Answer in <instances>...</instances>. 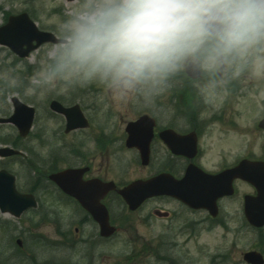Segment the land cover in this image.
<instances>
[{
  "label": "rangeland",
  "instance_id": "374dc122",
  "mask_svg": "<svg viewBox=\"0 0 264 264\" xmlns=\"http://www.w3.org/2000/svg\"><path fill=\"white\" fill-rule=\"evenodd\" d=\"M83 3L84 0H0V26L3 25L6 14L29 11L34 16V21L39 29L53 33L63 21L69 18V13L79 9ZM46 51L47 49L41 46L33 51L27 59L19 61L8 49L0 47V117L4 112L11 113L9 98L15 95L37 110L31 135L25 142L26 145L32 146L36 150L38 153L36 158L40 157L45 160L46 164L52 165L55 169H61L68 164L66 162L73 161V155L82 154L93 167V175L97 174L96 170L100 168L102 172L109 170L110 176L114 175V179L117 181L136 179L143 170L136 162L134 153L126 150L123 146L124 124L136 116L137 112L160 111L161 108L157 107V103L164 106L166 110H170L172 107L169 108L168 96L171 95L172 88L175 86L179 89L182 87V82L185 81L184 75L180 74L183 66L164 77L149 79L131 87L94 81L85 84H72L69 88L64 89L61 83L56 88L45 87L37 89L36 94H32L29 89L34 86L33 77L39 78V73L46 66ZM208 71L205 72L207 77L202 83L196 85L199 89H202L207 79H211L215 73V70L211 72L210 68ZM263 73L264 50L261 51V56H257L253 69V74L257 78L263 77L260 75ZM254 76L251 75V79ZM257 78H254L251 87L247 88L244 101L235 107L237 111L241 112L243 127L241 130L236 128L233 134L236 133L239 138L240 142L237 141L236 143L237 146L241 143L244 156H261L264 145V133L258 131L256 127L258 119L264 112L263 95L256 88ZM206 91L210 92L204 96L207 103L205 111L218 110L221 106L220 98L214 97L211 87L206 88ZM48 98H58L65 105L79 104L89 119L90 127L87 130L63 134V120L58 116L48 114ZM237 101L236 103H238ZM257 103H259V108L256 107ZM235 118L237 119V117ZM212 125L213 130L220 126L218 122ZM15 133V129L11 126H0V136L12 137ZM101 134H111V136L108 138L101 136ZM226 143L221 148L220 146L211 149L205 147L209 162L220 159V156H224L231 149L227 146L233 147L234 145ZM2 144L0 143V146ZM100 144L104 145L100 147ZM69 150L74 152L70 156L68 155ZM23 153L22 159L26 163L29 161V156L27 153ZM232 153L233 155L240 153V148L235 147ZM0 161L6 169L17 175L18 183L25 184L24 168L8 159ZM122 174L125 176H119ZM246 193L251 194V188L241 185L236 198L222 203V216L227 223L226 227L214 228L202 223L195 233V238L187 242L185 246L176 249V253L187 252L184 253L183 257H191L195 264H209V258L217 254H225L227 259L224 264H243L242 253L255 249L257 239L256 233L251 228L244 226L241 219L242 198L240 194ZM38 197L42 206L40 208L43 209L42 216H39L40 212L37 210L36 212L25 213L19 221L14 220L12 222L13 219L11 220L9 216L1 214L0 219L14 223L16 233L21 234L22 232L23 238L26 240L28 233L41 234L49 240H58L60 239L58 237L59 225L61 231L70 229L68 236L73 235V239L76 238L75 236L80 237L82 235V229L73 220L75 210L72 202L59 200L57 192L48 184L47 192L41 193ZM115 206L114 224L119 232L115 236V241L104 242V244L102 241L99 242L96 262L100 263L110 255L109 264H141L138 257L137 261L133 260L134 255L139 256L136 251L126 255L128 248L125 237H134L131 244L139 248L140 243L137 246L135 241L138 238L134 235V230L138 235L143 233L142 211L128 215L126 211H121L120 204ZM194 217L196 222L200 223L204 220V213H197ZM34 224L38 225L37 230L34 229ZM127 225H129V230H126ZM77 227L79 229L75 232ZM85 230L82 237H86L90 231L89 227H86ZM94 231L96 232V230ZM5 241L6 238L0 232V248L5 244ZM78 247L69 244L54 246V249L42 250L41 256L44 261H48L50 264L51 261H66L68 263V260L71 264H83V261L79 260L81 249ZM154 251L156 248H153Z\"/></svg>",
  "mask_w": 264,
  "mask_h": 264
},
{
  "label": "clouds",
  "instance_id": "9594fccd",
  "mask_svg": "<svg viewBox=\"0 0 264 264\" xmlns=\"http://www.w3.org/2000/svg\"><path fill=\"white\" fill-rule=\"evenodd\" d=\"M264 45V0H84L44 42L33 87H131L186 62L214 68Z\"/></svg>",
  "mask_w": 264,
  "mask_h": 264
},
{
  "label": "flooded vegetation",
  "instance_id": "af4514ba",
  "mask_svg": "<svg viewBox=\"0 0 264 264\" xmlns=\"http://www.w3.org/2000/svg\"><path fill=\"white\" fill-rule=\"evenodd\" d=\"M256 48V52L259 55L261 45ZM197 62L199 65L202 63L200 66L201 77L196 81H191L185 75L184 71H180V74L182 73L184 75L185 81L182 82V87H179V89L175 86L172 88V93L168 96L169 108L170 106L172 107L170 110H166L164 106H160L157 103V107L161 108L160 111H145L137 113L136 116L129 120L134 121L142 114L153 119L154 126L149 143V160L146 165H143L139 160V154L135 148H125L126 134L123 129V134L125 135L123 146L126 150L134 153L136 162L143 170L135 180H148L155 176L167 175L170 178L179 181L184 176L188 166L191 164L199 167L211 175H216L227 168L236 166L239 161L243 159L242 155H236L234 158L225 155L220 156V159L215 162H209L205 147L220 146L221 148L223 145L227 144L225 141L229 132L234 133L236 128H239V130L242 129V118L239 112L231 111V109L234 100L242 99L244 96L243 80L245 77L244 73L246 71L242 70V72L238 71L235 73L233 70L227 69L230 66L228 62L224 63L222 64V71L219 72L220 65L215 67V73L211 76V79H207V81L203 84L204 87L199 89L196 85L200 82L202 83L204 78L207 77L205 70L209 72V68H205L202 61ZM210 69L213 70V68ZM212 85L214 86L212 87ZM210 87L213 88L214 97L220 98L223 102L222 110L219 112L199 110L201 109L200 104L205 103L204 96L210 92H207L206 88ZM196 105L197 110L194 109V106ZM236 116H239L238 122L236 121ZM217 122L223 124V128H217V133L215 134L216 130L211 131L209 128L211 123ZM146 129L147 125L144 127V131H146ZM176 135H187L188 137L184 141H180L179 137L177 138ZM101 136L109 138L111 134H101ZM179 142H182V146H190L192 145V142H195V156L189 158L185 155L175 154L172 152L171 149L177 147ZM229 143L236 146V142L231 141ZM102 145L104 144H100V147H102ZM68 164L70 165L68 167L86 168V173L82 177L83 180L97 178L105 183L114 182L116 189L123 188L129 182L126 179L123 181H117L114 179V175L110 176L109 170H104L102 172L100 168L96 170L97 174L93 175V167L90 166L89 161L82 154H76V156L73 155V161L70 163L68 162ZM120 165H122V163H120ZM119 169L121 170V168ZM123 175L125 176V174L119 176ZM170 183L171 181H169V184ZM241 183L242 182L239 180L234 181L235 191L238 190V185H241ZM27 188L30 193H32V190L35 191V189H41V186L36 183V179H33V175L28 177ZM116 189L109 190L101 200L102 204L107 209L110 224L115 227V232L112 235L108 237L101 236L99 225L93 220L91 215L81 208L73 198H70L60 191L59 193L61 194V199L57 196L59 200H67L77 206L73 214L74 223L82 229V235L84 234L83 231H86V227H89L90 231L88 232V235L86 237H82V235L80 237L75 236L76 238L73 239V235L68 236L70 229L67 231L66 229L61 231L59 225L58 237H60V239L49 240L41 234L31 233V236H33L31 241L34 244H37L36 241L40 240L43 242L42 246L44 248L51 246H63L64 244H69L71 246L77 245L79 246L78 248L81 249L79 260L83 261V264H109L111 261L110 255L105 260L103 259L102 262H96L97 249L100 246V241H102L103 244L104 242L109 241L110 243L112 240L115 241V236L119 232L117 226L114 224L116 217L115 205L120 204L121 211H126L128 215H132L133 213H137L139 211H142L143 214L142 225L144 230L142 235H138L134 230V235L139 239V241L138 239L135 241L137 246L138 243H140L139 248L131 244V240L134 237H125V243L127 242L126 246L128 248V250L126 249V255L132 251H136V253H139V256L134 255L135 258L133 260L137 261L138 257L141 264H181L185 262L183 255L187 252L178 254L176 253V249L185 246L187 242L191 241L195 237L196 220L194 216L196 213H204L206 221L213 220L209 218L206 211L191 209L181 200L170 196L148 198L137 210L131 212L128 210L127 206L123 204ZM226 200L227 198L220 200L218 205ZM37 210L40 212L39 216H42L43 209L39 207ZM32 211L35 212L34 210H30L29 213ZM218 218L219 215L215 218V223L220 225V220ZM130 226L132 228V225ZM33 227L36 228V230L38 229V225L36 224H34ZM78 227L75 229V232L78 231ZM128 227L129 225H127L126 230H129ZM94 230H96V232ZM153 248H156V251L153 252ZM161 259L165 262H160ZM41 264L50 263L48 261H43Z\"/></svg>",
  "mask_w": 264,
  "mask_h": 264
},
{
  "label": "water",
  "instance_id": "95a60500",
  "mask_svg": "<svg viewBox=\"0 0 264 264\" xmlns=\"http://www.w3.org/2000/svg\"><path fill=\"white\" fill-rule=\"evenodd\" d=\"M51 39L52 33L40 31L26 13L10 16L6 24L0 27V45L7 47L19 58H27L32 51ZM185 72L192 79H197L200 76L197 65L192 60L186 65ZM10 101L13 105V113L8 118H0V123H8L15 126L19 136L25 137L29 133L34 120V108L23 104L17 97H12ZM49 108L52 112L64 117L65 133L89 126L87 119L77 105L66 108L53 100ZM151 121L147 116H142L137 121L128 123L126 126L128 134L126 147L137 148L143 164H146L148 159ZM146 125L147 129L144 131ZM259 127L264 129V120L259 124ZM15 154H18V152L11 148H0V157H8ZM85 171L86 169H66L51 174L49 179L65 194L75 198L92 216L99 224L102 236H110L115 229L109 225L107 210L100 203V200L109 190L115 189V186L111 182L103 183L98 179L83 181L82 175ZM235 178H240L255 187L256 196H246L244 198V214L251 226H264V162L243 161L235 169L216 177L198 175L190 183V191L183 188L182 185L183 181L185 184L188 183L187 175L175 190H173L175 184L167 189L169 187V178L157 176L147 181L138 180L132 182L119 190L118 194L130 210H135L147 198L171 195L179 197L192 208H205L212 216H215L217 212L216 200L232 194L231 182ZM14 182L13 175L4 170L0 171V211L1 213L19 217L23 211L35 208L36 202L32 195L18 193ZM183 190H186V192H182ZM243 258L249 264H263V258L257 252H247Z\"/></svg>",
  "mask_w": 264,
  "mask_h": 264
},
{
  "label": "trees",
  "instance_id": "16d2710c",
  "mask_svg": "<svg viewBox=\"0 0 264 264\" xmlns=\"http://www.w3.org/2000/svg\"><path fill=\"white\" fill-rule=\"evenodd\" d=\"M33 15L31 14V17ZM0 142H3L4 144L6 143H10L11 145L15 146V147H18L20 145V143L22 142V140L20 139L19 136L17 135H14L11 139L9 138H3V139H0ZM48 169H50V171H52L53 167H49ZM11 230L8 229V234L9 235V238L7 239V244L8 246H6L4 249H7L6 250H9V251H12V255H14V258H9V257H5L7 254V252H4L2 255H3V258L2 260L0 259V263L2 264H39L37 262H33V259H34V256L32 253H30V249L27 245V242L26 240L23 242V245L21 248H17L13 245L12 243V240L14 237L11 236ZM12 243V245H11ZM5 251V250H4ZM29 251V252H28Z\"/></svg>",
  "mask_w": 264,
  "mask_h": 264
}]
</instances>
